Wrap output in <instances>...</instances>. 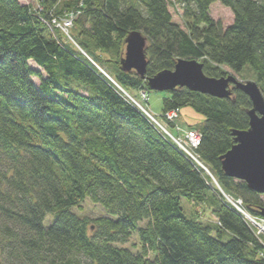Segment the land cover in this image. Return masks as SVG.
<instances>
[{"label":"trees","instance_id":"obj_1","mask_svg":"<svg viewBox=\"0 0 264 264\" xmlns=\"http://www.w3.org/2000/svg\"><path fill=\"white\" fill-rule=\"evenodd\" d=\"M37 1L41 12L0 0V264H264V236L122 93L150 94L147 78L190 59L212 78L248 67L264 96V0H178L184 29L167 0ZM214 3L231 11L230 26L210 17ZM77 10L69 36L79 49L51 22ZM132 31L147 38L145 79L119 68ZM185 107L203 118L188 126L199 135L192 153L259 216L262 195L226 177L220 160L232 132L249 127L250 99L178 88L159 117ZM182 199L213 219L187 216ZM86 201L105 214L79 216Z\"/></svg>","mask_w":264,"mask_h":264},{"label":"water","instance_id":"obj_2","mask_svg":"<svg viewBox=\"0 0 264 264\" xmlns=\"http://www.w3.org/2000/svg\"><path fill=\"white\" fill-rule=\"evenodd\" d=\"M123 46L118 61L120 71L134 72L145 79L147 38L140 31H132L124 39ZM146 86L154 92L186 88L218 99L231 98L232 89L244 93L251 102L247 112L249 127L232 132L234 144L220 158L221 170L226 177L241 181L250 191L264 196V96L256 82H241L229 73L220 78L208 77L198 61L177 59L172 70H163L147 78ZM259 216L264 218V208L259 210Z\"/></svg>","mask_w":264,"mask_h":264},{"label":"rangeland","instance_id":"obj_3","mask_svg":"<svg viewBox=\"0 0 264 264\" xmlns=\"http://www.w3.org/2000/svg\"><path fill=\"white\" fill-rule=\"evenodd\" d=\"M167 1H171L173 3L172 6L169 5V11L172 15L173 22L177 23L182 29H184L185 27H184V24H183V21L181 18L182 14H183V7H182L183 5L181 3H178V0H167ZM21 2L22 3H29L31 6H33L35 8V10L36 9L42 10V6L39 4V2L37 0H27V2L26 1L24 2V0H21ZM76 14H77V16H79L80 11L77 10ZM210 17L214 21L220 22L221 25L223 26V28H226L233 23V15H232L231 11L229 9L223 7L219 3H214L210 6ZM65 21H66V19H65ZM63 22H64V20L60 19L57 22V24L63 25ZM55 28L59 29L58 27H55ZM70 29L67 30L68 37H69ZM50 30H52V27H50ZM62 33L65 35L64 32H62ZM65 36L68 39L67 35H65ZM101 56L103 58L107 57L104 54L103 55L101 54ZM29 64L32 67H35V65L33 63H29ZM105 71H106V69H105ZM225 71L227 73L231 74L232 76H234L238 81H241V82H246V81L257 82L255 74L248 67H245V69L239 74H236V73H234L228 69H225ZM34 83L36 85L39 84L38 80H36V79H34ZM127 94L132 99H134L137 103L141 104L144 107V109H146L159 122L163 123L164 125L163 124L162 125L165 126L176 139L180 138L182 143H185V145L187 147H190L189 141L185 138V135L189 131L194 132V134L196 135L197 131L194 130L193 128L191 129L188 126H192V125L199 124L202 122L203 118L199 114L194 112V110H192L189 107H185L183 109H180L179 114H178L179 118L174 120V123L171 124L172 127H169V126H166L164 122H162L163 118L159 117V116H161L159 114V110L161 107V100H162V98L167 96V92L150 91V94L147 93L146 100H144L143 94L139 93V92H131L130 91V93L127 92ZM124 97H126V96L124 95ZM147 103H149V104H147ZM145 105H146V107H145ZM174 125H178L179 129H177ZM193 156H194V158H196L195 155H193ZM196 160H198V159L196 158ZM198 162H199V160H198ZM200 164L203 166L202 163H200ZM196 165H197V163H196ZM213 184H214V182H213ZM262 199L264 200V196H262ZM181 207L184 210L185 214L189 217H197L198 219H200L201 221H204V222H209V221H211V219H213L210 216V213L208 212V210H206V208L204 206H200V207L198 206L197 209H195V207L192 203H189L186 200L182 199L181 200ZM74 212L77 213L79 216L90 217V218H97V217H100L101 215L105 214V212L101 209V207H99L98 205H95L89 201H86L85 203H83L81 205V209L80 210L75 209ZM47 221H48V219H47ZM261 236H264V235H261ZM136 239H138V237L135 233L132 235L131 241L128 244H126L125 246L130 247L132 245V243L137 242Z\"/></svg>","mask_w":264,"mask_h":264},{"label":"built area","instance_id":"obj_4","mask_svg":"<svg viewBox=\"0 0 264 264\" xmlns=\"http://www.w3.org/2000/svg\"><path fill=\"white\" fill-rule=\"evenodd\" d=\"M34 10L33 11H38L40 12L41 9H36L33 8ZM77 17V14L76 12H68V13H65L63 15V17H61L62 20H64L63 22V25H59L57 24V22L60 20L59 18H53L51 20L52 22V25H54L55 27H58L61 32H64L65 35H67L68 37V32L67 30L70 29L72 26H73V21L76 19ZM66 19V21H65ZM47 23V22H46ZM48 26H50L48 23H47ZM68 40L74 44V42L72 41V39L70 38V36L68 37ZM75 45V44H74ZM76 46V45H75ZM77 47V46H76ZM78 48V47H77ZM79 49V48H78ZM84 54V53H83ZM85 55V54H84ZM89 59V58H88ZM90 62L91 59H89ZM93 65H95L100 71L101 73L113 84L115 85L120 91H122L119 86L114 82V80L109 77L106 73H104L96 64H94L92 62ZM122 93L129 99V101L134 104L137 109H139L141 111V113H143L154 125L155 127H157L176 147L177 149H179L180 151H182L186 156H188L191 160H193V162H195V164L197 163L198 167H200L201 169H203L205 171V173L207 175L210 176V178L212 179V181L214 182V185L215 187L221 192V194L223 195V198L225 200V202L227 204H229L233 209H235L241 216H243L249 223L250 225L255 229L256 231V234L257 235H264V218L260 217V216H257V217H254V216H251L247 213V211L244 209L243 207V203H242V200L241 199H238V198H231L229 197L228 195H225L219 185L217 184V182L215 181V179L210 175V173L208 172V170L203 167L199 162L198 160H196V158H194V154L192 153V150L195 149L198 145V142H199V135L196 133V135L194 134V132H191L189 131L186 135H185V138L189 141V145L190 147H187L185 145V143H182L181 142V139L179 138H175L170 132L169 130L163 126L164 124L159 122L155 117H153L146 109H144L142 107L141 104L137 103L134 99H132L127 93L123 92ZM139 93H142L143 94V98L144 100H146V97H147V94L145 93V91H139ZM179 113L177 111H172V112H169L167 114H165V118H163L162 122L165 123L166 126H170V124L174 123V120L178 119L179 118ZM163 124V125H162ZM177 129L178 128V125H174ZM184 144V145H183ZM193 155H192V154Z\"/></svg>","mask_w":264,"mask_h":264}]
</instances>
